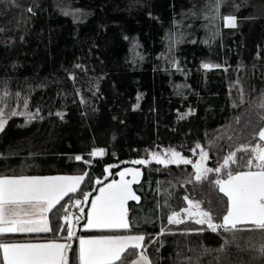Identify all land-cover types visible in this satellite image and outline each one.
Masks as SVG:
<instances>
[{
  "label": "trees",
  "instance_id": "1",
  "mask_svg": "<svg viewBox=\"0 0 264 264\" xmlns=\"http://www.w3.org/2000/svg\"><path fill=\"white\" fill-rule=\"evenodd\" d=\"M229 15L235 28L225 26ZM262 98L264 0H221L218 13L214 0H0V107L35 114L0 131V176L87 174L49 213L52 232L10 237H65L64 208L81 200L70 264H78L79 235L104 233L143 234L152 264H264L253 250L264 243L258 230L168 224L188 206L185 196L222 222L227 198L215 180L225 170L196 181L191 164H134L153 150L195 162L199 144L207 167L236 152L230 170L245 169L251 153L237 149L261 143ZM96 149L104 154L91 156ZM133 164L143 177L139 202L129 203L130 232L82 230L97 188ZM136 257L125 254V264Z\"/></svg>",
  "mask_w": 264,
  "mask_h": 264
},
{
  "label": "snow or ice",
  "instance_id": "2",
  "mask_svg": "<svg viewBox=\"0 0 264 264\" xmlns=\"http://www.w3.org/2000/svg\"><path fill=\"white\" fill-rule=\"evenodd\" d=\"M215 10L219 11L221 0H214ZM31 11V9H29ZM195 14V13H193ZM225 26L235 28L236 18L226 16ZM79 67V66H78ZM213 65L205 63L204 69H210ZM218 67V66H216ZM7 92L3 94L4 97ZM243 102V99L241 100ZM138 107V105H137ZM264 109V98L258 104ZM27 108V102L24 103ZM57 115H61L57 113ZM16 116H26L27 121L35 119V114L30 112H18L15 110L6 112L0 107V131H3L8 120ZM183 118V117H181ZM264 119V116H261ZM260 141H264V128L258 132ZM201 149L199 160L184 158L175 150H168L170 155L167 159L161 158L158 153H152V158L160 164H191L195 169V180L202 181L208 178L211 172L221 173L225 170L223 179H216L215 184L227 198L226 213L222 216V222H214L210 211L203 210L199 201H193L187 196V207L180 212L173 211L168 217V224H181L186 220H193L197 225H206L207 229L217 232L223 229L225 232H234L241 229L258 230L264 235V144L257 143L254 146H241L237 151L251 153L245 161V169L233 172L230 164H236V152H231L224 157L223 164L215 169L205 166L209 158L208 152L197 144ZM195 152V149H193ZM103 149L93 150L91 156H102ZM81 161V156L74 158ZM136 164H147L148 160H136ZM107 171V169H106ZM119 180H113L99 189L97 195L91 201V208L87 213V222L83 225L85 229H113L126 230L130 232L133 223L129 219L128 202H139L140 197L133 190L132 185L138 183L141 175L139 169H125L118 173ZM131 174L132 179H125ZM85 175L76 176H0V235L4 234H40L49 233V213L68 196L75 193ZM99 183V181H97ZM88 194H85V201ZM81 200H76L74 205L83 213L80 207ZM63 216L66 222L67 235L62 239L65 242L49 240L46 242H0V264H70L69 250H72L71 241L76 236L74 225L70 217L73 214L64 208ZM181 212L185 214L181 219ZM81 216H76L78 223ZM61 231L65 225H61ZM201 228L199 231H203ZM165 229H161V235ZM79 240L78 264H125V254H138L134 264H151L147 256V248L144 245L143 234H113L85 238L77 237ZM264 257V243L258 249H253Z\"/></svg>",
  "mask_w": 264,
  "mask_h": 264
},
{
  "label": "rangeland",
  "instance_id": "3",
  "mask_svg": "<svg viewBox=\"0 0 264 264\" xmlns=\"http://www.w3.org/2000/svg\"><path fill=\"white\" fill-rule=\"evenodd\" d=\"M260 144H264V141H261V143ZM152 153H158L159 155H160V157L161 158H165V159H167L168 157H169V155H170V153H169V151L168 150H153V151H150L149 152V156H148V158L147 159H144V158H142V159H138V160H148L149 162H156L155 161V159H153L152 158ZM200 158V157H199ZM199 158L197 159V161L199 160ZM196 162V161H195ZM195 162H193V163H195ZM135 164V163H134ZM128 165V166H125V167H123L122 169H120L118 172H117V177H113L112 179H110V180H108L107 182H105L104 184H102V185H100L98 188H97V191H96V193L94 194V195H92L91 196V198H90V203H89V208H88V211L90 210V208H91V201L97 196V195H99V189L100 188H102V187H104L105 185H107L108 183H111L113 180H119L120 179V176H119V174L118 173H120L121 171H124L125 169H139V171H140V173H141V175L137 178L138 179V182H140L141 181V179H142V177H143V168L141 167V166H135V165ZM148 164V163H147ZM143 165V164H142ZM205 166L207 167V164H206V161H205ZM107 169V171H106V174H105V178H107V177H109L110 175H111V166H109V167H107L106 168ZM243 170H246V169H243ZM241 171V170H240ZM60 176H76V175H60ZM125 179H129V180H131L132 179V176H131V174H127L126 176H125ZM135 184L136 183H134L133 185H132V188H133V190L135 191ZM89 199V195L87 196V200ZM85 200V199H84ZM87 200L86 201H84V203H86L87 202ZM129 203H130V201L128 202V209H129ZM80 207H83L84 208V206H81L80 205ZM77 208V207H76ZM71 220H72V223H73V225H74V223H76V226L78 227V223L76 222V220L75 219H73V218H71ZM106 230H108V229H106ZM127 234H140V233H127ZM0 237H2V235H0ZM65 242V241H64ZM69 242V241H68ZM0 258H2V254H0ZM150 259V258H149ZM151 264H152V262H151Z\"/></svg>",
  "mask_w": 264,
  "mask_h": 264
},
{
  "label": "crops",
  "instance_id": "4",
  "mask_svg": "<svg viewBox=\"0 0 264 264\" xmlns=\"http://www.w3.org/2000/svg\"><path fill=\"white\" fill-rule=\"evenodd\" d=\"M51 176H60V175H51ZM38 177H46V176H38ZM87 222V220H86ZM82 230H94V229H85L82 225L81 227ZM95 230H102V229H95ZM74 231L75 233H77L78 231V227L76 226V223H74ZM21 233H17V234H4L2 235V237H0V242H46L49 240H56L58 242H64V240L60 237H53V236H49V235H37L34 237H31V239H19L18 237H10L12 235H20ZM34 234V233H33ZM113 234H127V233H104V234H94V235H79L78 237H94V236H101V235H113ZM68 242V241H67ZM79 242V240H78ZM70 243V241L68 242ZM138 257H136L131 263L129 264H134V261L137 260Z\"/></svg>",
  "mask_w": 264,
  "mask_h": 264
},
{
  "label": "built area",
  "instance_id": "5",
  "mask_svg": "<svg viewBox=\"0 0 264 264\" xmlns=\"http://www.w3.org/2000/svg\"><path fill=\"white\" fill-rule=\"evenodd\" d=\"M68 213H71L73 214L72 217L70 218H73L75 219L76 216H80L76 206L74 205V203L70 204L69 207H68Z\"/></svg>",
  "mask_w": 264,
  "mask_h": 264
}]
</instances>
